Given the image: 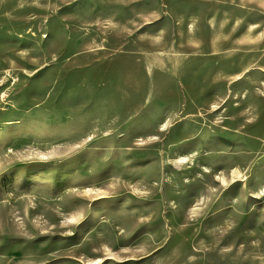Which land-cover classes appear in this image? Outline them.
I'll return each instance as SVG.
<instances>
[{
	"label": "rangeland",
	"instance_id": "1",
	"mask_svg": "<svg viewBox=\"0 0 264 264\" xmlns=\"http://www.w3.org/2000/svg\"><path fill=\"white\" fill-rule=\"evenodd\" d=\"M0 264H264V0H0Z\"/></svg>",
	"mask_w": 264,
	"mask_h": 264
}]
</instances>
